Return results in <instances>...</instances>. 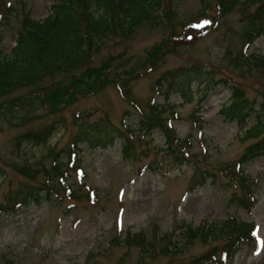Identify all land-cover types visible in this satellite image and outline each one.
Masks as SVG:
<instances>
[{"label":"rangeland","instance_id":"1","mask_svg":"<svg viewBox=\"0 0 264 264\" xmlns=\"http://www.w3.org/2000/svg\"><path fill=\"white\" fill-rule=\"evenodd\" d=\"M50 3L0 0L1 55L15 46L25 13L42 20ZM263 3L172 0L167 16L162 11L91 51L88 64L107 68L111 80H77L85 65L0 98V205H11L0 211V264H192L210 251L221 257L223 246L249 227L253 239L240 242L227 264H264V157L238 165L257 140L243 138L254 119L240 126L223 113L230 84L244 90L248 106L264 108ZM252 19L262 34L245 48ZM187 67L207 73L203 84L165 98L169 81L160 87L157 80ZM67 87L76 91L65 101L43 102ZM199 89L207 92L200 104ZM153 116L164 130L138 128ZM52 122L58 129L48 142L16 143ZM81 123L133 127L135 155L124 159L115 139L105 149L80 145L70 159ZM171 134L178 138L169 146L174 153L165 149ZM48 184L49 199L16 206L20 190Z\"/></svg>","mask_w":264,"mask_h":264},{"label":"trees","instance_id":"2","mask_svg":"<svg viewBox=\"0 0 264 264\" xmlns=\"http://www.w3.org/2000/svg\"><path fill=\"white\" fill-rule=\"evenodd\" d=\"M50 1L48 14L42 20H35L28 13H25L21 28L17 32L15 46L7 54L1 55L0 51V98H4L11 92L23 87L35 85L44 77H52L56 73H69L85 65L81 77L77 80L82 77H85L84 81L94 78L92 81L94 83L97 79L98 82L110 79L107 68L100 70L88 64L91 51L98 49L106 38L111 35L125 36L131 34L143 21L153 20L155 15L163 16V12L167 16L171 11L172 4V0ZM259 10L264 13V3ZM159 12H161L160 15H158ZM251 22L245 32V48H248L252 41L262 34L260 26L253 22V19ZM167 73L157 80L160 87L167 80L169 81L168 87L170 88L165 92V98H169L170 94L174 92L185 93V89L194 81L202 85L204 78L207 77V73L202 71L201 68L187 67L186 69H175L173 72ZM73 79L71 78L69 81H74ZM218 81L221 83L227 82L226 79H219ZM214 84H217V81L211 80L210 85ZM228 86L232 94L229 104L223 110L225 116L237 122L240 126L247 121V118L254 119V124L246 128L243 138H255L257 140L246 147L245 152L238 160V165L245 166L247 162H252L257 157H264V108L256 109L253 106H248L244 90L234 84ZM43 88L44 86L39 88L41 89L39 93L44 92ZM62 91L61 95L65 94L64 97L60 98V95L51 100L47 96L45 98L41 96L43 102L51 105L54 99L65 101V98L68 99L76 90L73 87H67ZM206 94V91L202 92V89H199L198 104ZM155 111L157 110H153L151 115L155 114ZM137 126L138 128L145 126L147 129L144 130L148 133L154 127H161L164 130L163 123L157 116L149 117L145 121L141 120ZM57 129L58 124L52 122L35 130H27L17 136L16 143L19 144L22 141L34 144L46 143ZM134 130L131 126L119 129L112 124L109 125V123L104 126L81 123L68 150L70 159L78 155L81 150L80 145L86 144L88 147L105 149L112 146L115 139L121 141L122 157L132 159L135 155L132 140ZM175 139L178 141V138L173 137L171 134L168 146L165 149L174 153V150L169 146L172 147L171 141ZM59 155L60 153H57L56 158H59ZM208 174L210 173H205L204 181ZM52 188L48 184L45 187L28 186L20 190L19 193H23L20 195L19 201L16 202L17 205L13 204V208H15V205L18 206L28 201L40 202L43 197L49 199L48 195L53 190ZM240 204L245 206L243 201ZM249 206L251 207V204ZM9 208L11 209V205H0V211ZM232 228L238 231V225L237 227L233 225ZM250 230L249 227L248 231ZM248 231L247 234L239 233L233 236L232 240L223 246L221 257H219V254L216 256V251H210L212 253L202 254L191 263L201 264L205 260L217 259L220 260L219 263L224 262L223 264H227L230 256L239 250L240 242L244 239L248 241L253 239L254 236H248Z\"/></svg>","mask_w":264,"mask_h":264}]
</instances>
